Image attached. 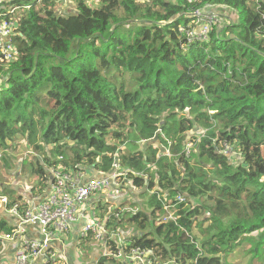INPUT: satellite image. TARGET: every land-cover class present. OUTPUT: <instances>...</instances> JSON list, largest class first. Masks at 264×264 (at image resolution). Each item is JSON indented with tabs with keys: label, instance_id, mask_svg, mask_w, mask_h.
Wrapping results in <instances>:
<instances>
[{
	"label": "trees",
	"instance_id": "1",
	"mask_svg": "<svg viewBox=\"0 0 264 264\" xmlns=\"http://www.w3.org/2000/svg\"><path fill=\"white\" fill-rule=\"evenodd\" d=\"M57 1L0 0L16 48L12 61L0 55V175L13 147L27 150L19 172L34 178L30 199L0 190L7 208L40 202L52 164L105 174L117 161L139 202L97 200L108 237L76 243L83 254L104 244L95 264H135L133 250L230 264L247 243L262 256L264 0H64L67 15ZM210 4L238 18L187 41L178 27ZM13 229L0 220V232Z\"/></svg>",
	"mask_w": 264,
	"mask_h": 264
},
{
	"label": "built area",
	"instance_id": "2",
	"mask_svg": "<svg viewBox=\"0 0 264 264\" xmlns=\"http://www.w3.org/2000/svg\"><path fill=\"white\" fill-rule=\"evenodd\" d=\"M221 7L224 8V6ZM221 7L210 4L206 9L202 7L192 10L188 14L189 22L180 25L178 30L189 42L207 39L210 31L221 23L224 16L219 10ZM13 10L11 9L10 12ZM14 29L15 22L0 14V55L5 61H12L16 54V48L11 39L15 32H13ZM87 169L89 168L68 167L64 169L60 165L53 166V164L47 167V187L44 198L34 206L30 204V207L23 211H20V205L16 202L7 208L9 199L0 194V206L19 220V226H16L10 233L0 232V239L11 240L20 236L23 231L22 226L31 222L38 223L41 234L40 238L20 237V247L13 264H30L31 260L42 252L46 253L48 262L55 261L57 264L62 255L49 250L50 245L54 242H63V237L71 229V225L79 221L82 222L80 236L92 234L99 240L108 237L106 223L103 219H99L98 204L92 201V198L101 194L106 188L112 187L118 190L124 185L127 186L130 182L123 183L127 169L121 168L117 161L113 163L109 172L99 177L91 176ZM176 199L182 202L185 197L178 194ZM163 219H174L173 213L170 212ZM115 236L117 242L122 243L120 236L118 234ZM125 259L135 264H168L155 260L151 250H133L132 254L126 256Z\"/></svg>",
	"mask_w": 264,
	"mask_h": 264
},
{
	"label": "rangeland",
	"instance_id": "3",
	"mask_svg": "<svg viewBox=\"0 0 264 264\" xmlns=\"http://www.w3.org/2000/svg\"><path fill=\"white\" fill-rule=\"evenodd\" d=\"M66 1L64 0H59L56 2V11H61L59 9L60 5H64ZM58 14H62V15H67L70 13L67 12H57ZM237 17V13L234 15V20H236ZM228 18L223 16V18L221 19V23L216 29L218 32L222 31V29L224 28V25H226L228 23ZM224 33H228L227 31H225ZM202 130L196 129L195 131H191L190 133H199ZM9 150L12 152V155L15 159V162L13 164V168L10 169L8 172H2V174L0 175V187H9L12 188L13 190H15V192L17 194H22L24 195L26 198L29 196H32V187L31 185L34 184V178L28 179L25 175H21L19 172V158H20V154H27V150L26 149H22V148H13L10 147ZM226 152H228L229 154L232 153V151L230 150V148H226L225 150ZM233 155V154H232ZM234 156V155H233ZM87 172H89L90 175H92L91 173H93L94 175L97 174H101L99 172H97L96 170H94L93 168H90V170H88ZM124 185V187H120L118 190L117 189H112V187L110 189L106 188L101 192V195H99L100 201L101 203H109L111 205L115 204V205H119L122 202L126 201H132L136 206H138V202H139V198H138V192L139 190L135 189L134 187H132L131 185ZM32 198V197H31ZM132 204V203H131ZM114 206V205H113ZM124 210H129L131 209L130 206H126L123 208ZM125 234V233H123ZM257 234V233H255ZM68 234L64 236L65 239L68 240L67 238ZM77 243V240H76ZM245 243V242H244ZM248 244V243H247ZM242 244L236 251H234L231 255H229V257L227 258V261L230 262V264H264V252L262 253V256H258V255H253L252 253L248 252V247L250 246L248 244ZM76 245V244H75ZM103 245V244H102ZM78 255L77 257H73L71 255V258L73 260V264H83V262H88L91 261L93 255L98 252V253H102L105 251V247L101 246L100 243H96L94 245H89V247L87 248V253L83 254V252L80 249H77ZM100 255V254H99ZM47 264H55V261H50ZM57 264H63V259L62 257L59 258V261Z\"/></svg>",
	"mask_w": 264,
	"mask_h": 264
},
{
	"label": "crops",
	"instance_id": "4",
	"mask_svg": "<svg viewBox=\"0 0 264 264\" xmlns=\"http://www.w3.org/2000/svg\"><path fill=\"white\" fill-rule=\"evenodd\" d=\"M70 6H68L66 3H64V5H60L59 9L63 12L64 8H69ZM221 11V9H219ZM222 15H224L225 17H227L229 20H232L234 18V15L236 14L233 10L224 7ZM90 170V169H87ZM91 176H102L104 174H93L91 173ZM3 189L0 187V190ZM113 189V188H112ZM99 195L93 197L92 201H95V203H98L97 200L99 199ZM28 199L31 198V196L27 197ZM36 201H33L32 204L34 206V204H36V202L39 199H35ZM126 201V200H125ZM90 202V200H89ZM88 202V203H89ZM87 203V205H89ZM4 219L5 221L8 222V224L12 227H16L19 226V220L18 218L13 215L12 213L4 210L1 206H0V220ZM82 222L79 221L73 225H71V229L68 231V240L65 239L63 237V242H54L53 244L50 245L49 250H54L56 253L62 255L63 257V264H73V260L71 258V255L73 257H77L78 252L76 250V240L78 235L80 234V228H81ZM23 231L21 233L20 236H17L11 240L8 239H0V264H13L14 262V258L16 255V252L18 251L19 247H20V237H26V238H40L41 234L39 232V226L37 222H31V223H26L24 226H22ZM66 234V235H67ZM104 247V244H103ZM79 249V248H77ZM99 254L96 252L91 261L88 262H83V264H95L96 259L99 257ZM47 257H46V253L42 252L40 254H38L33 260H31L30 264H47ZM78 264V262H77Z\"/></svg>",
	"mask_w": 264,
	"mask_h": 264
},
{
	"label": "clouds",
	"instance_id": "5",
	"mask_svg": "<svg viewBox=\"0 0 264 264\" xmlns=\"http://www.w3.org/2000/svg\"><path fill=\"white\" fill-rule=\"evenodd\" d=\"M221 12V11H220ZM235 12V11H234ZM236 13V12H235ZM229 22H231V21H229Z\"/></svg>",
	"mask_w": 264,
	"mask_h": 264
},
{
	"label": "water",
	"instance_id": "6",
	"mask_svg": "<svg viewBox=\"0 0 264 264\" xmlns=\"http://www.w3.org/2000/svg\"><path fill=\"white\" fill-rule=\"evenodd\" d=\"M0 82H1V79H0Z\"/></svg>",
	"mask_w": 264,
	"mask_h": 264
}]
</instances>
